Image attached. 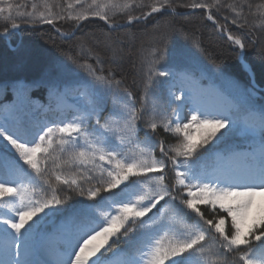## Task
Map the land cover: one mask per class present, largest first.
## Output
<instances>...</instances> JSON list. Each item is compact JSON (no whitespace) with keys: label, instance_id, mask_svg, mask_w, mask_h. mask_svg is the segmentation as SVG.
I'll return each instance as SVG.
<instances>
[{"label":"snow or ice","instance_id":"1","mask_svg":"<svg viewBox=\"0 0 264 264\" xmlns=\"http://www.w3.org/2000/svg\"><path fill=\"white\" fill-rule=\"evenodd\" d=\"M178 9L188 16L198 12L242 52L245 37L253 29L264 30V4L253 11L250 0H0V21L5 22L0 37L22 26L43 25L68 36L61 31L63 23L79 30L94 20L112 32L146 25L158 14L175 17ZM230 26L248 31L233 34ZM153 31L160 43L141 58L146 82L139 108L111 70L104 74L102 60H96L97 67L69 57L90 77L86 93H80L88 96L87 103L49 107L59 113L52 119L19 113L0 120V140L12 150L10 158L0 156L5 257L0 264H52L33 258L42 247L39 229L64 211L72 199L68 193L87 202L65 217L67 234L55 264H111L105 257L121 240L128 245L121 264H264V107L252 104L254 88L241 90L236 104L205 103L207 90L188 66L189 54L167 48L173 33L203 51L199 42L171 20L154 24ZM259 54L264 57V48ZM161 90L170 114L156 103ZM65 92L53 89L57 98ZM109 95L126 99L118 106L120 118L102 123ZM150 98L152 119L143 121ZM65 107L77 114L69 119ZM237 113L245 118H234ZM251 114L256 118L249 119ZM141 122L151 133L162 128L177 142H153L147 134L141 141ZM236 131L249 138V150L211 151Z\"/></svg>","mask_w":264,"mask_h":264},{"label":"trees","instance_id":"2","mask_svg":"<svg viewBox=\"0 0 264 264\" xmlns=\"http://www.w3.org/2000/svg\"><path fill=\"white\" fill-rule=\"evenodd\" d=\"M14 2L22 3L23 0H14ZM250 2L253 4V11L256 5L264 4V0H250ZM178 11L186 10L178 9ZM252 19L250 17V22ZM166 20H171L176 27H182L199 42L203 51L193 47L183 35L173 33L167 39V48L173 52H187L188 66L195 70L204 85L212 84L219 87L233 99L235 104L241 100V90L253 88L238 62L237 47L220 36L212 23L205 20L198 12L190 16L184 13L175 17L158 14L146 25L134 23L112 32H109L107 26L101 21L84 22L83 27L70 38L61 37L48 25L35 28L23 26L18 34L11 35L10 43L0 38V120L5 116L19 113H27L29 116H34L36 120H43L46 115L52 119L59 113L49 112V107L56 108L57 104L66 106L65 99L69 98L76 106L87 103L88 96H81L80 93H86V85L90 77L73 64L69 57L79 63L86 61L97 67L99 65L96 64V60H102L104 74L107 75L111 70L115 79L122 82L121 91L123 89L130 91L135 97L136 107L139 108L146 82V76L141 68V58L154 44L160 43V38L153 31V25L163 24ZM4 23L0 21V32L3 31ZM60 27L65 33L73 29L71 23H63ZM230 30L233 34L248 31L247 29L239 30L235 26H230ZM245 43L244 58L251 66L256 84L264 86V57L259 54V50L264 48V30L253 29L245 37ZM126 50L129 54H125ZM89 51L92 53L91 56ZM65 66L71 71L65 70ZM76 84L79 85L78 88L71 92L69 89ZM56 88L65 92V96L57 98L53 94V89ZM157 95L159 99L156 103L163 106V110L170 114L171 108L166 107V92L161 90ZM125 99L126 97L123 96H106L102 104L101 122L103 123L105 119L110 122L119 119L118 106L123 104ZM251 100L257 108L264 107V92L254 89ZM152 107L153 100L150 98L143 113V121L152 119ZM65 112L69 119L77 114L72 107H65ZM92 123H95V117ZM146 134L153 142L161 139L165 140L166 144L177 142L171 133L164 132L162 128H158L156 133H151V130L141 122L139 139L144 141ZM234 145L250 146V140L242 131L231 132L216 142L211 151L215 152L216 149ZM5 153L9 158L12 156V150L6 146L5 141L0 140V156ZM171 175L174 176V172ZM68 194L72 196V199L68 201L64 211L48 217L40 225L39 239L43 234L47 236L49 224L56 219H65L74 209L87 202L75 193ZM127 249L126 241L121 240L112 245L105 260L126 257Z\"/></svg>","mask_w":264,"mask_h":264},{"label":"rangeland","instance_id":"3","mask_svg":"<svg viewBox=\"0 0 264 264\" xmlns=\"http://www.w3.org/2000/svg\"><path fill=\"white\" fill-rule=\"evenodd\" d=\"M125 54H129V51L126 50ZM219 100H220V99H218V98L215 97L214 95H211V94H210V95L208 96V98L206 99V102H207V103H216V104H218V103H219ZM59 255H60V253L57 255L55 262L58 260Z\"/></svg>","mask_w":264,"mask_h":264}]
</instances>
